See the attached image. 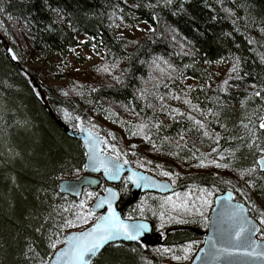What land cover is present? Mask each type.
Listing matches in <instances>:
<instances>
[{
	"label": "trees",
	"instance_id": "1",
	"mask_svg": "<svg viewBox=\"0 0 264 264\" xmlns=\"http://www.w3.org/2000/svg\"><path fill=\"white\" fill-rule=\"evenodd\" d=\"M181 2L184 3L186 11L176 15L174 13ZM148 3L155 4L156 0H59V4L73 14V27L70 28L67 24H53L54 31H45V25L52 23V20L50 19L51 13L47 12L44 7V0H0V6L6 7V11L16 18L9 20L6 15L0 13V32L5 36L9 48L20 57L19 60L13 59L0 40V264H25L23 259L18 258L25 236H33L36 241L40 239L39 234L33 231L34 227L39 226V221L30 214L40 208L41 201H50L53 204L64 203V199L53 198L52 191H59V181L62 178H76L86 170L83 168L86 160L83 154V144L80 140L69 136L55 121L41 97L35 94L37 90L33 87L28 73L34 75L41 84L55 115L70 127L73 128L72 122L64 119L62 111L64 108L68 109L70 115L83 116L86 124L89 120H94V123L99 126L96 130L102 135L107 136L109 132L115 133L117 139H112L111 136L109 139L119 147L127 149L129 153L127 158L132 163L137 164L136 161L140 160L145 163L147 170L158 174H162L158 165H162L168 171L180 172L177 191L184 192L186 187L194 184H206L210 187L213 182H216L215 174L217 172L225 179L235 180L232 169H221L214 165L201 167L198 159L192 168L184 172L180 168V163L156 157L153 144L144 140L142 135L137 136L143 146L132 148L126 137L112 126L99 111V108L108 109L116 115L118 114L119 117L130 118L134 131L136 124L148 123L151 130L147 134L152 136L155 145L159 149L166 147L170 150L173 147L175 149H183V147L176 148L174 145H169L163 141V138L167 136L180 142L176 134L189 122L186 118H181L182 122L178 123L166 112H161V102L155 98L156 93L165 97L164 104L170 109L179 108L183 112H191L197 118H201L199 113L186 105L183 100L174 99L173 95L184 96L187 94L194 104H198L203 109L214 107V101L211 98L221 95L234 109L230 112L231 119L228 124L230 129L234 124H238L239 119H244L246 115L251 116L253 111L260 112L258 100L250 101L246 110L241 109V100L247 85H242L240 90H230L231 96L218 92L217 84L225 78L228 65L226 64L222 73L216 74L211 70L210 64L205 62L206 59L216 62L221 55L229 57V50L237 52L234 44L222 36L223 32L232 31L234 26L224 18L225 13L218 0H175L171 9L148 8ZM136 4H140L141 7L136 8ZM209 4L211 8L208 7ZM240 4L251 6L249 9L251 16L256 17L258 23L259 19L264 17V0H225L224 7H235ZM117 6L120 9L117 16L123 15V21L118 18L113 21L109 18ZM154 13H158V16ZM237 14L243 17L246 13L240 9ZM213 17H218V19H213ZM25 18H29L35 23L25 25ZM138 22H145L150 28L155 27V34L148 30L140 37L123 34L124 39H118L121 35L118 29L122 25ZM115 25H119V27ZM165 25L175 26L179 29L176 41L171 40L170 33L165 30ZM239 26L241 31L233 33L236 38L235 43L240 45L238 54L242 55L247 62L248 71H251L254 76L264 77V65L260 64L257 54L264 52V47L247 43L250 38L249 33H251V37H255L261 45H264V33H260L259 28L252 27L251 24L247 26L246 30L243 21ZM162 31L164 32L163 39L159 35ZM82 36L87 37L88 42L81 41ZM93 36L96 37L95 41L90 40V37ZM183 37H187L194 43L197 50L195 57L174 55V52H180L178 42L182 43ZM128 41H138V43H128ZM92 43L97 45L94 51L99 53L100 61L81 71L62 72L61 75L65 78V83L49 84L47 76L43 75L40 70L26 67L28 59L34 52H41L47 57L59 54L63 58H67L74 47L81 44L92 47ZM253 47L257 48V52L251 51ZM149 49L151 53L164 55L170 63L175 65V70L162 71L161 69H166L167 66L161 65V69L152 70L150 76L148 66L137 63L135 57L131 61L122 59L129 54L139 52L140 59L149 60ZM189 50L190 47L184 49L185 52ZM116 60H120V68L115 70L116 75H120L121 70L129 66L133 69L128 87H122L119 81H114L113 73H104L100 70L105 63L111 65ZM229 62H231L230 57ZM184 65H191V67L184 68ZM169 72H171V78L168 76ZM180 72L185 78H179ZM141 76L149 81L147 85L139 79ZM209 76L212 78L209 79ZM153 77L157 79H153ZM189 79L197 82L191 85L192 91L188 90L187 81ZM109 84L114 86L108 87ZM153 84L157 87L153 88ZM208 84L211 87H202ZM144 87H147L149 92L147 101L134 100L136 89ZM77 88L84 95L89 94L90 101H94L95 104H85L82 99L84 95H79ZM93 88L99 89V91H92ZM64 90L69 91V96L63 95ZM132 103H135V108H132ZM147 104L154 105V108L147 107ZM122 105H128V108ZM260 114L264 115V112H260ZM149 118L157 121L162 120L164 125H171V127H161L159 130L151 128L152 119ZM24 119L32 122L31 130L25 131L15 123ZM211 127L225 135L223 130L214 123ZM237 131H242V129H237ZM185 137L186 140L191 141L187 144V148H191L193 151L194 148H201L204 155L211 153L212 147H215V144L210 140L194 132L185 133ZM232 143L220 141L224 148H228ZM161 144L163 147H159ZM149 147L152 149H148ZM9 149L20 152L23 158L12 157ZM132 152H136L138 155L133 156ZM212 157L220 159L215 153H212ZM237 157L238 159L232 162L233 168L247 167L253 159L247 149L237 153ZM147 161L152 163H147ZM75 168L80 169L79 174ZM13 177L15 182H13ZM241 186L236 185L237 188ZM218 187L221 190L216 195L226 191V186L218 184ZM41 189L49 191L44 194L40 191ZM119 189L124 203L130 197V186H120ZM193 191L196 189L193 188ZM149 195V193L141 195L137 202L126 208L123 212L124 217L141 216L136 207L140 205L142 197ZM61 196L66 197L69 206L73 202H79V199L66 194H61ZM235 198L243 202L239 192L235 194ZM255 198L260 199L258 196ZM90 203L92 202L90 201ZM153 210L159 212L156 205L146 204L143 216L153 223L155 230H158L161 221L158 215H152ZM195 219L198 220V218ZM181 224L185 223L179 221L165 223L164 228ZM187 224L195 228H202L200 223ZM70 230L73 229L64 231L69 232ZM204 239V235L199 232L178 230L170 232L163 243L144 249L143 253L154 264H166L168 260H172L171 257L158 255L152 251L153 248H158L161 245L173 247L176 254L180 255V245L191 240H197L203 244ZM127 244L139 247L137 243ZM38 251L41 250L38 249ZM41 254H43L42 251ZM136 259L139 260V257ZM189 263L191 262L189 261Z\"/></svg>",
	"mask_w": 264,
	"mask_h": 264
},
{
	"label": "snow or ice",
	"instance_id": "2",
	"mask_svg": "<svg viewBox=\"0 0 264 264\" xmlns=\"http://www.w3.org/2000/svg\"><path fill=\"white\" fill-rule=\"evenodd\" d=\"M175 0H156V3H148V8H168L171 9ZM222 7L227 20L234 26L232 31L222 33V36L228 38L236 47L237 52L229 50V57L221 55L215 62L216 64H227V72L225 78L217 84V90L221 93H227L230 96V90H240L242 85H247L244 89L243 99L241 100V109L247 108L252 100H258L260 112H264V77L253 75L247 70V62L242 55L238 54L240 45L235 43L234 32H240V23L244 22L245 29L251 24L252 27H258L260 33H264V17L259 19L251 16L249 11L250 5L240 4L235 7H224L225 0H218ZM44 7L47 12L51 13L50 19L52 23L45 25V31H54L53 24H67L68 27H73L72 13H69L66 8L59 4V0H44ZM140 8V4L135 5ZM208 7L211 8L209 4ZM243 9L245 15L239 16L238 10ZM120 11L118 6L113 9L112 15L109 17L113 21L119 19L124 20L123 15L117 16ZM184 3L181 2L177 6V11L174 13L179 15L180 12H185ZM0 13L7 16L9 20L16 19L6 11V7L0 6ZM158 16V13H154ZM30 16V14H29ZM218 19V17H213ZM25 25L35 23V21L25 18ZM119 27V25H115ZM74 31L76 29H73ZM165 30L170 33L171 40H177L179 29L175 26L165 25ZM149 32L155 34V27L149 28ZM160 37L164 38L162 31ZM247 43L249 45L260 44L255 37H251L249 33ZM118 39H124L123 34ZM90 40L95 41L96 37H90ZM88 42L87 40L84 41ZM101 43L103 41L101 40ZM128 43H138V41H128ZM180 52H174L177 56H192L195 57L196 49L194 43L189 41L187 37H183V42L180 43ZM96 43H92V48L96 49ZM190 47V50L185 52L184 49ZM227 50V49H226ZM13 59L19 60L20 57L12 49H8ZM75 51V49H72ZM252 52H257V48L253 47ZM99 53L97 52V55ZM149 60L140 59V53L135 52L122 59L131 61L133 57L136 62L141 65H147L151 71L161 69V65H166L167 69L175 70V65L170 63L162 54L151 53ZM259 62L264 65V52H258ZM113 56L115 54H112ZM90 58V57H89ZM212 64L213 61H205ZM191 65H184V68ZM120 68V60L109 65L105 63L101 67L104 73H113L112 79L119 81L122 87H128L130 76L133 74V69L129 66L121 70L120 75L115 74V70ZM27 75V73H25ZM171 78V72L168 73ZM179 78H185L183 73H179ZM212 77L209 76V79ZM251 78V81H249ZM145 85L149 83L143 76L139 78ZM153 79H157L153 77ZM231 82V83H230ZM114 85L109 84L108 87ZM153 88L157 86L152 85ZM167 87V85H165ZM202 87H211L210 84ZM78 94L83 96V92ZM188 90L192 91L191 85ZM92 91H99L93 88ZM38 97L41 95L39 90L35 93ZM64 96H69V91H63ZM149 96L148 88L136 89L135 99L147 101ZM155 98L161 102L160 111L166 114L176 122H182L181 118H186L189 122L184 128L177 132V137L180 142L170 139L165 136L163 141L169 145H174L176 148H187V144L191 141L186 140L185 133L194 132L204 138H207L215 147H212L211 153L203 157H197L195 153L192 158L199 159V166L208 167L214 165L221 169H232L235 174V180L225 179L219 172L215 174L216 182H213L210 187L206 184H194L186 187L184 192L175 190L177 181L181 175L178 171L165 170L162 165H158L163 176L169 177V181L157 180L154 176L146 173L138 172L136 169L129 167V175L123 176L125 165H129L128 151L119 147L117 144L110 142L109 136L112 139H117L116 134L109 132L107 136L101 135V132L96 129L99 127L94 123V120H89L85 124L84 117L81 115H70L67 108L62 109L64 119L72 122L74 129L83 135L84 156L86 163L83 164L84 169H90L92 172H103L105 177L111 181L122 180L124 183H134L137 187L144 188H159L162 192H170V195H160L156 199L160 201L159 212L153 210L152 215H158L160 218V227L163 228L165 223H173L179 221L181 223H201L205 228H211L212 234L205 240L204 248L199 251L203 254L197 256L196 260L199 264H264V115L260 112L253 111L251 116H245L244 119H239L238 124H234L233 128H229L228 124L231 119L230 112L234 111L228 101L223 96L217 95L211 98L214 101V107L207 109L200 108L198 104H194L187 94L181 96L174 94L176 100L183 102L199 113L201 118L192 115L191 112H183L181 109H170L164 104L165 97L159 93L155 94ZM90 103L95 104L94 101ZM128 108V105H122ZM135 103H132V108H135ZM147 107L154 108V105L147 104ZM104 111V109H101ZM131 110V109H129ZM118 115V114H117ZM155 115V112H154ZM210 118V119H209ZM152 119V118H149ZM255 120V122H254ZM119 122L128 124L129 121L120 120ZM20 128L25 131L31 130L33 124L30 120L24 119L15 122ZM219 126L225 135L217 132L211 127L212 124ZM161 127H171L164 125L162 120L157 121L152 119L151 128L159 130ZM136 130L128 129L132 136L142 135L144 140L153 144V150H159L153 141L152 136L147 133L151 130L146 122H141L135 125ZM242 129V131H237ZM233 142L228 148H224L220 141ZM132 148L137 145H131ZM159 147H163L161 144ZM243 149H247L248 153L253 157L252 162L247 167L233 168L232 162L237 160V153H241ZM12 157L23 158L18 151L8 150ZM215 153L220 159L212 157ZM171 155H179V152H172ZM131 155L137 156L138 153L132 152ZM188 159V157H185ZM228 162H222V161ZM136 163L140 168L145 167V163L137 160ZM147 163H152L147 161ZM77 174L80 169L75 168ZM81 178L77 176V180ZM13 182L15 178L13 177ZM83 183L92 184L95 181L88 177L83 178ZM218 184L226 186V195L219 197L216 194L220 192ZM236 185H242L237 188ZM193 188L196 192H193ZM42 193L47 194L48 189H41ZM62 191H75L82 198L78 203L73 202L70 206L66 197L61 196V191L53 190L51 195L53 198L64 199V203L53 204L50 201H41L40 208H37L33 215L39 221V226L34 227L33 231L39 234V241H36L33 236H25L22 250L18 253V258L23 259L25 264H154L152 260H148L144 253V249H148L149 245L145 242L146 234L152 231L150 224L144 220H134L131 215L124 218L117 209V201L121 198L120 191L116 187H105L103 194L95 191H82L79 186L65 185ZM239 192L242 195L243 202L235 199V194ZM259 197L257 200L255 197ZM95 198L94 202L90 201ZM146 201L138 205V208L143 209ZM213 205L217 207L212 208ZM43 209V211H41ZM105 209L97 215V210ZM209 210L214 212V215L206 214ZM141 217L144 213L141 211ZM181 216H198L193 220H181ZM48 225V227H45ZM67 229H76L73 231H64ZM136 242L139 247L130 246L125 243ZM199 242L191 240L186 244L179 246L180 255L176 254L173 247L161 245L158 248H153L152 251L158 255H168L174 261H189L191 253L195 250V246ZM40 249L41 251H38ZM139 257V260L136 259Z\"/></svg>",
	"mask_w": 264,
	"mask_h": 264
},
{
	"label": "rangeland",
	"instance_id": "3",
	"mask_svg": "<svg viewBox=\"0 0 264 264\" xmlns=\"http://www.w3.org/2000/svg\"><path fill=\"white\" fill-rule=\"evenodd\" d=\"M149 28H150V26L147 23L138 22L136 24L122 25L118 29V32L122 33V34H125V35L132 36V37H140V36L144 35L149 30ZM86 39H87V37H84V36L81 37V41H85ZM73 49H75V51H72L67 58H63L59 54L47 57L44 54H42L41 52H34L31 55V57L28 59L26 67L27 68H32V69L33 68H37V70H40L43 75L47 76V83L53 85V84L65 83V78L61 75L62 72L65 73V71H67L69 73H72V72H76V71H81V70L86 69L90 65H92V64H94L96 62H99L100 59H101L100 56L97 55V53L94 51V49L92 47H86L83 44H81L79 46L74 47ZM225 67H226V64H216L215 62L210 64L211 70H213L216 74L222 73L224 71ZM196 83L197 82L195 80H192V79H189L187 81V84H189V85H194ZM90 98H91V96L89 94L88 95H84L82 97L83 102L85 104H89L90 103ZM101 109L102 108H99L100 113L110 122V124L112 126L116 127L119 130V132H121L126 137V139H127L129 144L137 145V147H142L143 146L141 141H140V138L138 136H132L130 134V132L128 131L129 128H131L134 131L133 122H132V120L130 118H122V117L117 116L113 111H110L108 109H106V110L104 109V111H102ZM120 120L129 121V123L128 124H124V123L119 122ZM110 141L112 143H114L112 140H110ZM148 149H152V148L149 147ZM171 149L172 150H170L169 148H166V147L160 148L159 150H156L155 156L156 157H163V158H166L168 160H174V161L180 163V168L184 172L187 171L189 168H192L196 164V162H198L196 158H192V154L193 153H195L197 157L205 156L204 152L202 151L201 148H194L195 149L194 151L191 148H183L186 151H181L183 149H175L174 147L171 148ZM172 152H179V155H171V154H169V153H172ZM185 157H188V159H185ZM131 164L135 168H137V169H139V170H141L143 172H149V173L157 176L160 179L170 180L169 177H165L162 174L153 173V172L147 170L145 167L144 168H140L139 165L134 164L132 162H131ZM85 173H87L86 170L82 174H85ZM127 185H129V183H124V182L121 181V183L118 185V187H120V186L125 187ZM104 187H105V183H103L99 187L98 190H92V189H89V188H85L84 191L85 192H87V191H95V192L102 193ZM193 192L195 193L196 191H193ZM149 194H150L149 196L141 198V200H142L141 203L146 201V204H154V205L157 206L158 210H160L159 207H158L159 204H160V201L156 199V197H157L156 195L157 194L156 195L152 194V193H149ZM168 195H170V194H168ZM94 200H95V198H93V200L91 202H93ZM146 204L143 207V209H140V208L136 207V210H137V212H139V214L141 213V211H143V213L145 212ZM209 213H210V210L206 214L209 215ZM99 214L100 213H98L97 215H99ZM132 218H135V219H138V218L147 219L144 216L143 217H141V216L132 217ZM195 218H198V216H181L180 219L181 220H193ZM185 224H187V223H185ZM201 227H202L201 229H206L203 225ZM164 229H165L164 227L163 228L160 227L158 230L161 231V232H164ZM73 230H76V229H73ZM73 230H70V231H73ZM201 246H202V244L200 242L195 246V250L191 253V257L192 258H191V260H189L190 262L192 261V259L194 258L195 254L197 253V251L199 250V248ZM189 261H180L179 263H177L176 261L168 260V262L172 263V264H188Z\"/></svg>",
	"mask_w": 264,
	"mask_h": 264
},
{
	"label": "water",
	"instance_id": "4",
	"mask_svg": "<svg viewBox=\"0 0 264 264\" xmlns=\"http://www.w3.org/2000/svg\"><path fill=\"white\" fill-rule=\"evenodd\" d=\"M0 40L4 43L6 50H8L9 49V44H7V41L5 39V36L1 32H0ZM28 76L30 78V81H31L33 87L36 90H39L41 92V95H40L41 99L43 100V102L45 103V106L48 108L50 114L53 116V118L59 124V126L69 136H71L72 138H75V139L80 140L81 143L83 144V135L84 134L79 133V131H78V127H79L78 122H77V128L74 129V128L70 127L69 125L65 124L61 120V118L57 117L55 115L53 109L50 107V105H49V103L47 101L46 93L43 90L41 84L38 82V80L36 79V77L33 76L32 74L28 73ZM85 163H86V160H85ZM129 167L136 169L138 172L146 173L147 175L154 176L157 180L169 181L167 179H160L157 176H155V175H153V174H151L149 172H143V171L135 168L131 164V162H130L129 165H125V170L122 173V177L129 175V171H128ZM86 172L87 173H85V174H83V175L80 176V178H81L80 180H77V178H62L59 181V191H61V194H66V195H69V196H71L73 198L80 199L81 196L77 195L75 191H71V192L62 191V188L65 185H71V186H79L80 190H82V191H84L85 188H89V189H92V190H98L99 187L103 183H105V187H116L117 190L120 191L118 185L121 183L122 180H117V181L108 180L105 177V175H104V173L102 171L99 172V173H96V172H92L90 169H86ZM85 177L90 178L91 180L95 181V183H92L90 185L87 184V183H83V178H85ZM129 185H130V197L127 198L124 203H121V201H122V196H121V198L116 202L117 203V209H118V211H120V213H121L122 216H123V211L128 206H130L131 204L137 202L138 199H139V197L141 195L145 194V193H157V194H160V195L171 194L170 192H162L159 188L137 187L134 183H129ZM175 190H176V186H175ZM103 192H104V189H103ZM103 192L101 194H103ZM120 193H121V191H120ZM225 195H226V191L218 194L217 196L223 197ZM216 207H217L216 205H213L212 208L215 209ZM104 210L105 209L97 210V214L100 213L101 211H104ZM212 215H214V212L210 210L209 216H212ZM141 219H143V218H138V219H134V220H141ZM144 220H146L150 224V226L152 228V231H150V232H148L146 234L147 239L145 240V242L148 243V245H155L158 241L162 242L163 241V234L161 232L154 233V225H153V223L151 221L147 220V219H144ZM178 230H192V231H195V232H199V233H201V234H203L205 236V240H206V238L209 235L212 234V229L211 228H208L207 230H200V229L195 228L194 226H191V225H180V226L171 227V228L166 229L164 231V233H165V235H168V233L173 232V231H178ZM152 237H154V240H152ZM205 240H204V244L200 247V249L204 248V246H205ZM126 242L127 243H136V242H128V241H126ZM199 250L197 251L196 255L194 256V258H193V260L191 261L190 264H199V261L196 260V257L203 255ZM166 264H172V263H166Z\"/></svg>",
	"mask_w": 264,
	"mask_h": 264
},
{
	"label": "bare ground",
	"instance_id": "5",
	"mask_svg": "<svg viewBox=\"0 0 264 264\" xmlns=\"http://www.w3.org/2000/svg\"><path fill=\"white\" fill-rule=\"evenodd\" d=\"M48 101V100H47ZM62 120V119H61ZM63 121V120H62ZM64 122V121H63ZM65 123V122H64ZM66 124V123H65ZM102 135V134H101ZM176 189H177V186H176ZM69 196V195H68ZM129 207V206H128ZM127 207V208H128ZM124 212V211H123ZM178 226V225H177ZM171 227H175V226H171ZM171 227H168V228H171ZM168 228H165L164 229V231L166 230V229H168ZM198 229H200V228H198ZM208 228H206V229H200V230H207ZM156 232H161V231H159V230H155V228H154V233H156ZM174 232V231H173ZM162 234H163V241L162 242H160V241H158L157 243H156V245H158V244H160V243H163L166 239H167V237H168V235H169V233H168V235H165V233L164 232H161ZM152 240H154V237H152Z\"/></svg>",
	"mask_w": 264,
	"mask_h": 264
}]
</instances>
